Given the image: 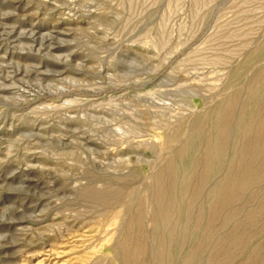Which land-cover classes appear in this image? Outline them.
<instances>
[{
  "label": "rangeland",
  "instance_id": "374dc122",
  "mask_svg": "<svg viewBox=\"0 0 264 264\" xmlns=\"http://www.w3.org/2000/svg\"><path fill=\"white\" fill-rule=\"evenodd\" d=\"M0 264H264V0H0Z\"/></svg>",
  "mask_w": 264,
  "mask_h": 264
}]
</instances>
